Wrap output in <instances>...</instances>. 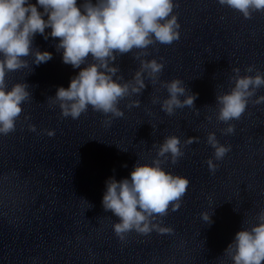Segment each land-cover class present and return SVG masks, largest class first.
Returning <instances> with one entry per match:
<instances>
[{
    "label": "clouds",
    "instance_id": "1",
    "mask_svg": "<svg viewBox=\"0 0 264 264\" xmlns=\"http://www.w3.org/2000/svg\"><path fill=\"white\" fill-rule=\"evenodd\" d=\"M217 3L240 13L244 19H252L254 13H264V0H217ZM178 6L177 0H95V3L83 0L80 4L77 0H36L35 4L29 0H0V134L6 136L16 130V122L23 112L21 105L32 98L25 82L15 83L8 90L7 73L28 68L30 65L25 58L29 56L33 57L31 64L37 66L52 59V53L33 47L37 34L45 40L49 36L59 40L55 48L57 52L62 51L64 64L76 69L86 65L71 78L68 88L59 87L55 96L47 99L50 108L58 104L62 117L78 119L90 106L105 116L122 118L120 101L141 95L146 88V78L153 86L159 83L166 89L167 98L161 101L160 97L153 96L151 102L160 103L167 115H174L176 109L185 106L195 107L198 94L192 93L178 78L160 81L164 64L156 59L142 58L149 55V46L170 45L180 38V24L174 14ZM46 29L51 32L46 33ZM134 49L137 51L133 59L139 61V68L132 79L125 81L123 75H117L120 68L115 62ZM240 71L238 67L232 68L234 75L229 79L234 86L216 95V119L228 125L221 129L225 135L235 132V125L229 122L239 120L250 101L253 105L264 103V95L251 99L264 86V74L254 65H248L245 73L255 72V75H241ZM140 103L139 99H129L126 107H139ZM206 119L211 121L212 118ZM105 124L110 126L111 118ZM28 127L36 131L35 125ZM45 131L49 137L55 135L54 130ZM193 142H198V137H189L183 145ZM206 142L214 149L216 161L231 151V145L220 144L213 132L207 134ZM153 147L156 157L151 164L137 162L130 179L117 181L112 177L106 181L102 206L119 218L113 230L121 241L133 230L140 235L152 231L158 234L174 232L173 228L162 226L160 218L168 215L169 208L173 212L179 210L190 181L166 171L162 165L169 161L172 165L178 163L184 156L182 142L179 137L170 135L158 148L155 144ZM206 163L209 171L215 173L218 164L213 158ZM200 217L205 223L212 222L208 210L201 212ZM158 220L160 222H156ZM256 220L251 227L238 231L225 249L224 255L232 264H264V209L257 214Z\"/></svg>",
    "mask_w": 264,
    "mask_h": 264
}]
</instances>
